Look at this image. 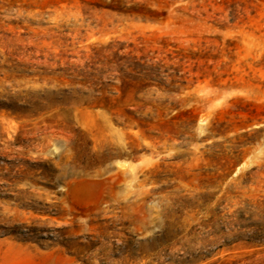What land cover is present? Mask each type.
I'll return each instance as SVG.
<instances>
[{
	"label": "rangeland",
	"instance_id": "1",
	"mask_svg": "<svg viewBox=\"0 0 264 264\" xmlns=\"http://www.w3.org/2000/svg\"><path fill=\"white\" fill-rule=\"evenodd\" d=\"M0 264H264V0H0Z\"/></svg>",
	"mask_w": 264,
	"mask_h": 264
},
{
	"label": "bare ground",
	"instance_id": "2",
	"mask_svg": "<svg viewBox=\"0 0 264 264\" xmlns=\"http://www.w3.org/2000/svg\"><path fill=\"white\" fill-rule=\"evenodd\" d=\"M92 184L93 183L90 181H85V180L79 181L76 182L74 185H72L71 191L77 195L85 196L86 194L89 193Z\"/></svg>",
	"mask_w": 264,
	"mask_h": 264
}]
</instances>
